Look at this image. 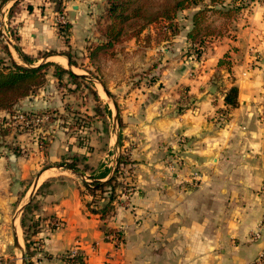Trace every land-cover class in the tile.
<instances>
[{"label":"crops","instance_id":"1","mask_svg":"<svg viewBox=\"0 0 264 264\" xmlns=\"http://www.w3.org/2000/svg\"><path fill=\"white\" fill-rule=\"evenodd\" d=\"M96 1L63 0L59 9L56 0H20L19 8L9 15L18 34V38L10 37L12 56L30 65L20 55L21 49L34 59L31 65L45 58L86 76L77 71L82 69L80 64L70 63L60 51L82 53L91 35L97 38L100 14L96 8L104 6L105 0ZM198 7L182 11L180 18L187 27ZM58 12H65L70 23L69 41L56 24ZM236 23L232 39L214 42L204 59L193 61L195 74L180 69L171 91L148 98L146 119L132 126L146 128L145 137L152 139L140 145L145 150L139 154L146 158L144 191L133 192L131 206L117 205L104 218L90 210L92 194L82 191L87 172L76 176L59 171L41 181L44 169L36 183L31 178V158L0 154V256L6 255L7 235L3 233L10 221L14 225L15 203L49 180L37 214L45 216L36 233V238L42 237L43 254L33 256L39 264H67L65 256L73 249L83 254L85 264H249L264 248V0H250ZM184 32L178 34V44L187 40ZM140 43L129 39L121 45L132 51L133 44L134 48ZM51 49L59 52L43 55ZM224 58L226 64L220 63ZM219 69L223 78L217 81L213 76ZM232 85L239 87L236 106L225 101ZM179 104L184 108L178 109ZM48 105L39 95L29 96L18 111ZM221 110L229 117L224 118ZM17 134L18 140L25 138ZM163 141L169 142L170 153L164 159L149 158L153 157L151 149ZM178 156L183 162L172 164L171 172L165 162L170 164L171 158L175 162ZM86 162H92L91 158ZM156 163L163 167L145 170ZM103 168L101 172L108 169L106 176L92 174V178L105 180L112 175L114 166L107 163ZM195 171L201 180L191 184ZM55 219L60 220L57 226H53ZM119 231L122 239L117 241Z\"/></svg>","mask_w":264,"mask_h":264},{"label":"rangeland","instance_id":"2","mask_svg":"<svg viewBox=\"0 0 264 264\" xmlns=\"http://www.w3.org/2000/svg\"><path fill=\"white\" fill-rule=\"evenodd\" d=\"M19 1L13 3V0H0V65L3 62L11 63L12 60L9 52L11 40L6 34H11L13 38L15 36L13 34L14 24H10L9 15L15 13L19 8ZM238 1V3H247L243 4L244 7L238 11L228 10L229 7L236 5L235 1L230 2L229 0L228 4L216 3L209 7L202 3L200 7L205 9L200 16L202 32L194 40L187 37V40L183 41V45L178 44L177 38L180 35L174 36L173 40H156L157 29L166 25L161 20L147 23L143 32H138V29L143 25L144 20L142 19L138 23L133 22L134 24L125 27L120 41L116 42L113 47L102 49L99 52L98 61L93 64L89 57L90 49L96 43L103 41L102 38L100 39V27H103L104 21L99 22L96 29L99 32V38L98 36L94 38V35H91L88 43L81 48L82 53L77 50L71 53L82 68L77 71H83L86 76L74 78L64 74L59 79L55 75L56 65L49 64L46 67V79L36 91L19 98L14 106L0 110V121L7 122V125L0 128V154L7 157L31 158L34 161V164H31L34 170L32 180L36 179L37 174L44 169H47V172L42 176L41 181H44L43 179L49 175V179L55 177L59 171L73 175L82 174V171H85L87 173H83V179L88 183L93 181L92 174L99 175L100 170L104 169L103 166L107 163L114 166L111 174H115L118 166L117 160L121 157L123 162L119 165L117 180L114 182L117 184V196L114 205L111 204V208L113 206L116 210L117 205L131 206L133 192L137 190L142 193L144 191L142 190L144 189L142 175L144 176V160L146 158H141V154H139L140 151L144 152L145 150L144 146L140 145L144 144L146 139H152L145 137L147 135V132H144L146 128L144 130L139 128V130L132 126L146 119L144 108L147 107L146 104L149 103L148 98L151 95L159 91L172 90L174 87L172 79L179 77L180 69L188 68L189 72L195 74L196 65L193 64V61L204 59L206 50L214 42L222 38L232 39L234 37L237 29L236 19L240 13L242 14V10H246L250 4V0ZM96 2H100V0ZM108 3V0H105L104 6L96 8L101 20H103L104 10ZM55 5L60 6L59 0H56ZM150 11L152 10L149 9L147 13L150 14ZM182 11H178L176 19L181 26V31L187 30L184 32L187 35L193 27V23L191 22L187 27L184 19L180 18ZM148 32L152 33L150 40L145 37ZM129 39L140 40L141 45L133 48V44L132 51L125 50L121 44ZM66 50L71 52V49ZM44 59L42 58L39 63L46 61ZM219 71L220 73L216 72L213 76L214 80L220 81L223 78L222 71L220 69ZM38 95L39 98L49 101L46 108L19 111L45 115V119L40 123H31L29 127H22L21 118L16 116L19 113L18 105L23 99ZM177 108L184 107L179 104ZM118 112H120L122 120L118 118ZM17 133L25 134L23 141L15 138ZM163 142L151 149L150 153L153 154V157L149 158L164 159L166 154L170 153V150L166 148V144L169 142ZM162 144L165 145V148ZM134 150H137L136 154H134ZM172 153L175 154L176 151ZM90 158L92 162H86ZM172 159H170V164L165 163L167 168L174 172ZM64 161L77 163L80 170L75 171L66 165L60 166L59 164ZM152 166L163 167L156 163L148 165L145 170H152ZM82 183L84 186L82 191L92 194L88 185L85 182ZM49 184V180H46L44 184H40L34 190L36 192L32 189L22 197L20 203H15L13 216H17L18 219V234L22 246L19 247L14 243L15 228L10 221L3 233V235H7V243L5 244L6 255L2 256L5 257L8 264H26L23 253L28 255L35 264H39L33 256L38 257L43 254V241L42 237L36 238V230L41 228L40 224L45 216L43 214L37 216V214L41 213L42 195L49 189ZM32 191L35 193L34 197L31 198L29 207L23 209L25 203L29 201ZM109 191L110 188L106 194H103L98 190L99 194L105 195V199L99 197V201L96 202L98 205L107 203Z\"/></svg>","mask_w":264,"mask_h":264},{"label":"trees","instance_id":"3","mask_svg":"<svg viewBox=\"0 0 264 264\" xmlns=\"http://www.w3.org/2000/svg\"><path fill=\"white\" fill-rule=\"evenodd\" d=\"M17 1V0H16ZM15 1V2H16ZM236 2V5L229 7L228 10H235L238 11L241 7L246 5V2L238 3V0H230V2ZM108 5L105 7L103 20H99V22L104 21V25L101 28V37L102 42L96 43L94 47H91L89 52V57L92 60V63L95 64L98 61V54L102 49H108L115 45L116 42L120 41L123 33L125 31V27L128 25H132L138 23L140 20H144L138 29V32H143L144 28L146 27L147 23H151L153 21H162L165 22L166 25L159 27L156 31V40L163 41V40H173L174 36L178 35L181 31V26L176 19V15L178 11L184 10L191 6L199 5V7L194 11L192 15V23L193 27L188 31L187 37L189 39H196L198 35L202 32L201 27V13L205 10L203 7H200L202 3L204 5L214 6L216 3L218 4H228L227 0H108ZM60 6L59 9L63 7V0H59ZM232 4V3H230ZM244 4V5H243ZM231 6V5H229ZM153 8V9H151ZM150 14L147 13L148 10ZM11 15V13H10ZM98 22V23H99ZM14 28V27H13ZM70 28V23H66L59 27V30L64 35L66 41H69L68 37V30ZM13 34L15 35L14 38H18V34L14 30ZM12 34V35H13ZM103 35V36H102ZM152 33L148 32L145 34L147 40H150ZM19 49V47H18ZM20 55L26 60L30 65H25L18 62L11 54V63L3 62L0 65V110L1 109H8L10 106H14L17 100L23 96L29 95L31 92L36 91L40 85L46 79V67L49 64L56 65L55 75L61 79L64 74H68L71 77L79 78L84 77L85 75L79 74L75 72L71 68L64 67L59 63H55L54 61H43L37 65H31L34 63V59L28 55L27 53L23 52V50L19 49ZM59 52L56 49H51L48 51L43 52V55H50L53 53ZM63 54H66L70 58V63L78 65V63L74 60V56L71 52L67 50L60 51ZM225 60H220V63H224ZM103 83V82H102ZM104 84V83H103ZM105 86V84H104ZM107 89V88H106ZM109 92V91H108ZM238 92L239 87L237 85H232L225 94V101L230 106H236L238 104ZM97 95V93H96ZM21 112V111H19ZM222 116L224 118H228L229 115L226 110H221ZM1 115V114H0ZM118 118L121 119L120 112H118ZM122 122V121H120ZM7 125V122L0 121V128ZM2 136V134H1ZM129 161V160H128ZM122 159L121 157L118 158L117 163L118 166L116 167L115 174L109 176L105 180L101 179H93L91 183L85 181L86 185H88L89 191L92 193L93 198L88 201V206L91 211L100 212L102 217L107 218V216L112 215L115 212V208H111V204L114 205L116 199V187L117 184L114 183L117 180V172L119 165L121 164ZM66 166L74 168L75 170H80L79 166L75 162H67L64 161ZM108 174V169L102 171L97 177H104ZM110 188L108 201L103 205H98V202L101 197L105 199V195ZM98 190L101 191L103 194H99ZM30 202L26 205L28 208ZM112 210V211H111ZM39 224V223H38ZM23 225V221H22ZM56 226V225H53ZM40 229L36 230V233ZM118 237L122 239V233L119 231ZM66 254L65 258L70 260V256ZM75 260L80 262L81 264H85V258L83 254L79 251L75 255ZM26 264H35V262L26 255Z\"/></svg>","mask_w":264,"mask_h":264},{"label":"built area","instance_id":"4","mask_svg":"<svg viewBox=\"0 0 264 264\" xmlns=\"http://www.w3.org/2000/svg\"><path fill=\"white\" fill-rule=\"evenodd\" d=\"M68 23L67 16L65 15V12H58L56 24L60 27L62 25H65ZM9 38L12 37L11 34H6ZM32 113H25L23 111L19 112L16 116L21 118L22 127H29L31 123H40L41 121H44L45 115L40 114H32ZM183 162V157L178 156L177 159H175L174 165H179ZM201 180V175L199 172H196L193 174V180L191 181V184L198 183ZM60 220L55 219L54 225H59ZM254 236H259L258 232H255ZM115 238L117 241H119L118 235H115ZM79 251L77 249H73L68 253V256L72 257L70 260L67 261V264H81L80 262L75 260V255ZM0 264H8L6 262V259L4 256H0ZM106 264H112V263H106ZM249 264H264V248L260 251V253L249 263Z\"/></svg>","mask_w":264,"mask_h":264},{"label":"water","instance_id":"5","mask_svg":"<svg viewBox=\"0 0 264 264\" xmlns=\"http://www.w3.org/2000/svg\"><path fill=\"white\" fill-rule=\"evenodd\" d=\"M59 165H60V166H64L65 164L60 163ZM70 169L75 170L74 168H71V167H70ZM75 171H77V170H75ZM39 176H40V174L38 175V177H37V179H36V183L38 182V178H39ZM31 197H32V196H30V200H31ZM27 204H28V203H27ZM27 204L24 205L23 209H25V207H26ZM16 219H17V216L14 217V228H15V233H14V243H15V245L21 247L22 245H21V243H20V238H19V234H18V229H17V225H16V223H15V222H16ZM23 259H24V261H25V263H26V255H25L24 253H23Z\"/></svg>","mask_w":264,"mask_h":264}]
</instances>
